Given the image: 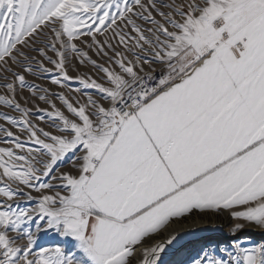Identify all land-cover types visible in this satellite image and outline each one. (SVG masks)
Instances as JSON below:
<instances>
[{
	"label": "snow or ice",
	"instance_id": "snow-or-ice-1",
	"mask_svg": "<svg viewBox=\"0 0 264 264\" xmlns=\"http://www.w3.org/2000/svg\"><path fill=\"white\" fill-rule=\"evenodd\" d=\"M0 93V264H164L209 216L264 233V0H0Z\"/></svg>",
	"mask_w": 264,
	"mask_h": 264
},
{
	"label": "rangeland",
	"instance_id": "rangeland-1",
	"mask_svg": "<svg viewBox=\"0 0 264 264\" xmlns=\"http://www.w3.org/2000/svg\"><path fill=\"white\" fill-rule=\"evenodd\" d=\"M81 71H85V69H81ZM70 75H75V73L69 72ZM31 79V78H30ZM37 83H44L45 86L47 85L46 81H37ZM72 86H77L74 82L72 83ZM53 90H56L53 88ZM2 94V93H0ZM43 106V105H41ZM2 110V109H0ZM231 222V221H230ZM232 224L230 223L224 230H222V233L219 232L218 234L210 237H206L204 239H200L199 241H196L194 243H190L186 246H184L179 252H177L167 263L165 264H185L188 257L190 255H194L195 252L200 249L202 246H219V245H226L230 244L234 239L240 240L243 242L244 238L247 237L248 241L251 243H260L264 242V233L257 234L256 231L259 229L256 228H245L243 231L237 234V236L233 237L229 234V228ZM48 238L45 237L41 240V243H47Z\"/></svg>",
	"mask_w": 264,
	"mask_h": 264
},
{
	"label": "bare ground",
	"instance_id": "bare-ground-1",
	"mask_svg": "<svg viewBox=\"0 0 264 264\" xmlns=\"http://www.w3.org/2000/svg\"><path fill=\"white\" fill-rule=\"evenodd\" d=\"M232 224L226 217H211L209 216L206 220H186L180 225H178V231L180 232V237L178 238V243L173 249H170L164 254L163 260L164 264L167 263V258L171 253L180 247L182 244L189 240H196L204 238L207 235H216L219 232L222 233L229 224ZM257 234H262L260 230L256 231Z\"/></svg>",
	"mask_w": 264,
	"mask_h": 264
},
{
	"label": "water",
	"instance_id": "water-1",
	"mask_svg": "<svg viewBox=\"0 0 264 264\" xmlns=\"http://www.w3.org/2000/svg\"><path fill=\"white\" fill-rule=\"evenodd\" d=\"M210 236H214V235H207V236H205L204 238H206V237H210ZM204 238H202V239H204ZM200 240V239H199ZM198 240V241H199ZM194 242H196V240H189V241H187V242H185L184 244H182L180 247H178L176 250H174L172 253H171V255H169V257L167 258V262L177 253V252H179L184 246H186V245H188V244H190V243H194Z\"/></svg>",
	"mask_w": 264,
	"mask_h": 264
}]
</instances>
